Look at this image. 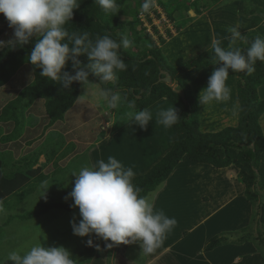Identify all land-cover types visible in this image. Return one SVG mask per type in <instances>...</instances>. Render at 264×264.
<instances>
[{"label":"trees","instance_id":"16d2710c","mask_svg":"<svg viewBox=\"0 0 264 264\" xmlns=\"http://www.w3.org/2000/svg\"><path fill=\"white\" fill-rule=\"evenodd\" d=\"M194 0L192 3L184 0H168L160 3L166 17L173 20V14L192 10L199 13L207 10L221 0ZM143 0H117L120 11L115 15H106L94 0H84L73 12L72 20L66 27L69 31H87L90 38L95 39L105 33L119 40L126 33L135 40V47L121 49L122 59L127 63L126 71L117 73L116 90L126 93L129 99H134L137 109H145L157 101L168 98L172 100L180 116L174 125L177 132L170 150L147 173L133 178L135 186L141 189L140 195L147 196L162 186L179 163L187 156L190 161L210 165L216 169L233 166L237 170L236 179L244 187V200L251 206V215L246 227L235 232H222L207 240L203 252L224 245H241L251 243L263 257L264 264V138L259 118L264 114V100L259 99L257 89L264 85V62L257 61L255 71L251 75L235 73L236 100L238 103L237 124L225 127L217 132H200L199 104L192 93L188 78L201 69L213 66L209 51H203L189 58L177 67L169 66L158 46L148 34L140 37L135 27L137 22L136 7L141 9ZM200 3V4H198ZM133 4V7H132ZM244 1L243 13L251 15L258 9L250 8ZM260 12V11H259ZM129 15L131 20L120 21V17ZM13 30L8 27L6 19L0 14V38ZM143 39L148 40L144 49L137 46ZM36 37L30 39L27 45L21 47L0 48V89L5 88L2 96L11 93L4 106L0 107V122L14 125L13 131L2 140L16 139L21 127L20 105L40 104L41 114H44L48 126L63 120L64 114L75 104L79 95V83L73 82L71 90H63L59 84L39 76L40 69L34 68L27 56L34 48ZM163 43V42H162ZM243 47V44L239 45ZM81 65L88 63L86 56L78 58ZM72 61L66 63L62 71L71 72ZM95 82L93 77H89ZM113 87V85H108ZM2 92V91H1ZM6 92V93H5ZM8 92V93H7ZM34 129L29 132H33ZM28 141V140H27ZM38 156L28 154L24 159L26 171L18 169L10 175L1 171L0 161V202L6 204L9 196H19L20 199L31 194L35 186L44 182L47 177L40 169L31 168L36 164ZM32 179V181H30ZM19 193V194H18ZM69 204L49 203L38 204L34 209L20 215H10L0 224V242L2 233L14 219L28 222L46 215L53 210L71 211ZM254 227V237L251 229ZM93 246L85 247L72 254L77 264H89L97 250L106 241L96 237L90 238ZM111 243V241H107ZM115 245L107 247L106 258L112 256Z\"/></svg>","mask_w":264,"mask_h":264},{"label":"clouds","instance_id":"9594fccd","mask_svg":"<svg viewBox=\"0 0 264 264\" xmlns=\"http://www.w3.org/2000/svg\"><path fill=\"white\" fill-rule=\"evenodd\" d=\"M106 15L115 16L120 7L117 0H94ZM157 0H143L141 13L150 14L157 7ZM79 7V0H0V14L13 30L9 41H0V48L23 47L31 38L36 43L28 62L40 69L39 76L71 90L73 82L82 85L83 94L77 97L81 103L99 105L110 112L124 110L130 126L145 129L152 121L151 112L137 109L134 99L116 90L114 85L117 73L127 70L120 50L135 47V40L121 34L119 40L105 33L90 38L87 31H69L73 12ZM228 41L223 46L221 38L212 40L213 55L210 57L214 67L208 77L206 87L198 94L201 106L225 103L231 99V89L227 86L229 72L251 75L257 61L264 62V36L257 35L251 42L242 35L239 26H229ZM247 45L242 48L239 45ZM86 56L88 63L81 65L78 59ZM71 60L72 71H62ZM95 82H90L89 77ZM113 87H108V85ZM239 109L235 106L232 115ZM180 120L178 110L169 107L157 113L156 123L171 128ZM74 186L66 199L70 198L72 208L79 210V221H70L73 235L88 237L94 234L104 241H111L106 247L139 243L142 253L148 255L160 248L176 226L175 218H169L162 210H155L154 203L140 195L141 189L134 185L135 173L119 160L109 156L92 166H82L73 173ZM46 183V182H43ZM42 189H47L43 187ZM0 202V212H3ZM89 247L93 241H86ZM77 264L72 254L64 247H44L41 243L32 245L26 252L12 250L0 264Z\"/></svg>","mask_w":264,"mask_h":264},{"label":"crops","instance_id":"0c3cea01","mask_svg":"<svg viewBox=\"0 0 264 264\" xmlns=\"http://www.w3.org/2000/svg\"><path fill=\"white\" fill-rule=\"evenodd\" d=\"M223 1L207 9L208 13L202 12L197 15L200 17L209 14L210 17L208 21H203V24L208 26L209 42L206 46L200 45L197 54L207 49L213 55L211 43L215 38H221L223 46L226 47L228 41L224 37L230 35L226 31L229 26H239L242 35H247L249 42L257 35L264 36V0ZM241 1L248 2L250 8H256L258 11L245 15ZM243 47L246 48L247 45L243 44ZM214 67L217 66L201 69L188 78L197 101L198 94L206 87ZM226 83L231 89V99L228 102L211 106H201L198 102L200 132H217L224 127L236 126L238 114L232 115L233 107L238 108L235 73L229 72ZM75 107L76 105H73L69 112L67 111L68 116ZM169 107L176 108L174 102L168 98H163L148 107L152 121L145 129L135 125L131 127L128 118L118 124L115 123L107 141L101 138L85 147L82 152L84 158L88 157V164L92 166L101 159L107 161L109 156H113L125 167H131L135 173L134 177L147 173L170 150L177 136L174 126L165 128L156 123L157 113ZM67 112L58 123L67 124ZM258 122L264 138V114ZM41 124L42 122L38 120L32 127L22 126L16 139L3 141L2 139L13 131L14 125L0 122V161L3 174L10 175L15 169H23L25 172L27 162L25 164L24 159L28 154L38 156L36 164L31 169L39 168L41 173L45 157L41 150H36L44 139ZM52 126H57V123ZM32 129L34 131L28 133V130ZM52 131L54 130L48 133ZM29 139L31 144H34L32 145L34 151H27L31 146L26 144V140ZM236 174L237 170L233 166L216 169L210 165L190 161L187 156L182 157L165 183L146 196L154 203L155 210H162L169 218H175L177 224L167 234L162 246L154 253L148 254L143 264H262V255L249 242L220 246L210 252L202 251L211 237L222 232L238 231L249 223L251 206L244 200V187L236 179ZM42 184L44 185L43 182L37 184L31 194ZM234 187L240 195L235 194ZM9 199L6 201H10ZM3 209L4 211L9 209L8 203ZM107 244L109 243L104 242L102 245ZM121 245H115L108 260L109 264H134L119 256ZM95 256L89 264H95Z\"/></svg>","mask_w":264,"mask_h":264},{"label":"rangeland","instance_id":"374dc122","mask_svg":"<svg viewBox=\"0 0 264 264\" xmlns=\"http://www.w3.org/2000/svg\"><path fill=\"white\" fill-rule=\"evenodd\" d=\"M83 1L79 0V5ZM166 1L168 0H157L158 6L152 9L150 14H142L141 9L136 7L138 12L135 27L139 30L140 37H143L144 34H148L151 37L153 42L160 48L169 66L177 67L192 56H197V52L201 46H206L209 42L208 26L203 24V21H208L210 17L209 14L197 16L202 12L208 13L207 10H201L199 13L185 10L182 13L173 14V20H170L166 17L160 6L161 2L165 3ZM184 1L190 4L194 0ZM204 2L209 3L210 0H205ZM241 2L244 5V1ZM247 4L249 3L247 2ZM189 11L193 15H190ZM128 20H131L128 14L120 17V21ZM125 35L131 39L127 33ZM12 37L13 32L9 31L0 38V41L7 42ZM147 44L148 40L143 39L138 44L137 50L144 49ZM204 51L208 50L205 49ZM89 81L93 82L91 79ZM3 91H5V88L0 89V107L4 106L3 104L7 99L12 98L10 92H7L6 96H2ZM83 91L84 89L79 83L78 97L83 94ZM258 97L264 100V85L259 88ZM74 105L76 107L70 112L69 116V111L67 112V124L66 122H61L62 124L57 123L55 127L48 126L44 114H41L42 107L40 104L20 105L21 128L22 126L32 127L38 120L40 123L42 122L40 128L44 129V139L36 150H41L45 157V162L43 161L42 163L43 170L41 174L47 177L44 181L46 183L43 185L47 189H42L41 185L34 193L23 197V200L15 195L9 196L10 201L6 202V205L7 203L9 205V209L0 214V224L8 216L23 214L34 209L38 204H69L73 202L70 198L66 199L74 186L75 177L72 175L78 172L82 166H90L88 164L89 158H84L82 153L85 147L101 138L107 141L111 130L114 129V124H118L128 118L123 109L113 113L104 108L102 104L93 105L76 101ZM51 130L54 131L48 133ZM26 144L29 146L31 140H26ZM32 145L34 144H31L27 151H34ZM234 191L237 196L238 194L240 195L235 187ZM74 217L78 222L80 217L79 210L76 208H73L71 211L53 210L44 216L28 222H19L17 219L12 220L10 224L4 227L1 235L0 262L7 257L10 251L20 250L21 254H23L36 243H41L44 247L62 246L71 254L81 251L85 247L86 241L93 234L83 238L73 235L70 221ZM253 229L254 227L251 229V233L254 237ZM106 250L107 247L105 245L99 248L94 259L95 264H106L105 261H108ZM119 256L125 257L134 264H143L147 259V255L142 253L138 242L128 245L122 244ZM6 264H11V262H6Z\"/></svg>","mask_w":264,"mask_h":264},{"label":"bare ground","instance_id":"6f19581e","mask_svg":"<svg viewBox=\"0 0 264 264\" xmlns=\"http://www.w3.org/2000/svg\"><path fill=\"white\" fill-rule=\"evenodd\" d=\"M189 14H190V15H193V13H192L191 11H189Z\"/></svg>","mask_w":264,"mask_h":264}]
</instances>
